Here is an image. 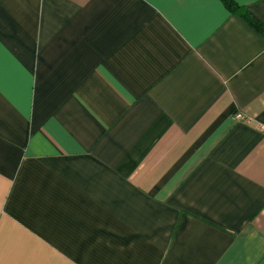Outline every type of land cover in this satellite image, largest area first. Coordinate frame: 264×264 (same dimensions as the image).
I'll return each mask as SVG.
<instances>
[{
    "label": "crops",
    "instance_id": "0c3cea01",
    "mask_svg": "<svg viewBox=\"0 0 264 264\" xmlns=\"http://www.w3.org/2000/svg\"><path fill=\"white\" fill-rule=\"evenodd\" d=\"M229 1L0 0V264H264V0Z\"/></svg>",
    "mask_w": 264,
    "mask_h": 264
},
{
    "label": "trees",
    "instance_id": "16d2710c",
    "mask_svg": "<svg viewBox=\"0 0 264 264\" xmlns=\"http://www.w3.org/2000/svg\"><path fill=\"white\" fill-rule=\"evenodd\" d=\"M223 2L225 3L226 7L231 10V11H236L237 10V7L229 0H223ZM242 17H244V19L246 20V22H248L249 24H252L253 25V22L252 20L248 17L247 14H244V13H241L240 14Z\"/></svg>",
    "mask_w": 264,
    "mask_h": 264
},
{
    "label": "built area",
    "instance_id": "2783aa9c",
    "mask_svg": "<svg viewBox=\"0 0 264 264\" xmlns=\"http://www.w3.org/2000/svg\"><path fill=\"white\" fill-rule=\"evenodd\" d=\"M234 119H236V120H247L243 115H241V114H236L235 116H234Z\"/></svg>",
    "mask_w": 264,
    "mask_h": 264
}]
</instances>
